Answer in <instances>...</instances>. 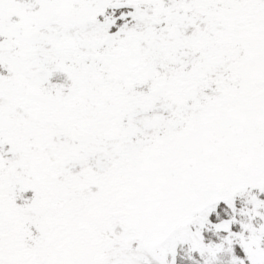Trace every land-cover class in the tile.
<instances>
[{"label":"snow or ice","instance_id":"snow-or-ice-1","mask_svg":"<svg viewBox=\"0 0 264 264\" xmlns=\"http://www.w3.org/2000/svg\"><path fill=\"white\" fill-rule=\"evenodd\" d=\"M0 264H264V0H0Z\"/></svg>","mask_w":264,"mask_h":264}]
</instances>
